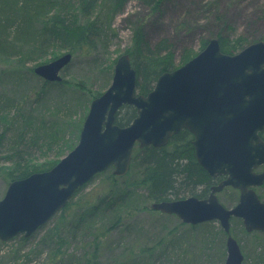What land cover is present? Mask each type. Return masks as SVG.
<instances>
[{
	"label": "water",
	"instance_id": "obj_1",
	"mask_svg": "<svg viewBox=\"0 0 264 264\" xmlns=\"http://www.w3.org/2000/svg\"><path fill=\"white\" fill-rule=\"evenodd\" d=\"M71 58L66 53L33 72L46 82H60ZM124 106L134 108L136 116L120 127L115 121ZM181 130L194 136L197 163L211 177L227 178L207 199L154 202L150 209L186 225L218 221L226 234L224 264H242L240 246L230 235V217L242 219L247 233L264 232V202L251 189L264 181V173H253L264 164V142L259 138L264 130L263 41L229 55L221 51L218 39H210L185 64L159 76L145 96L136 92L129 55H120L110 85L89 104L75 147L50 170L9 183L0 200V242L30 237L94 176L108 168L116 177L125 176L136 145L164 147ZM226 186L240 191L232 209L216 198Z\"/></svg>",
	"mask_w": 264,
	"mask_h": 264
},
{
	"label": "trees",
	"instance_id": "obj_2",
	"mask_svg": "<svg viewBox=\"0 0 264 264\" xmlns=\"http://www.w3.org/2000/svg\"><path fill=\"white\" fill-rule=\"evenodd\" d=\"M129 1L0 0V47L9 48L12 46V42H21L35 50L43 45L50 47L59 45L65 48L72 57L83 49L87 52L95 51V42L100 38L102 26L106 22L110 27L113 19L123 12ZM139 1L154 11H158L164 2V0ZM43 18L46 19L43 21ZM226 29L231 30L232 28L225 24V28H222L214 36L218 39L220 49L225 54H236L245 45L264 40V37L255 38L254 34L250 33L251 35L241 34L235 41H230L223 34V30ZM29 31L30 35H26V38L31 36L30 41L18 38L22 33L27 34ZM12 34L17 37H12ZM207 42L208 40L202 44L200 51ZM135 43L140 51L136 49L128 51L126 54L129 55L132 68L136 73V92L138 95L145 96L152 91L159 76L163 73L172 72L178 67L170 60L162 59V55L170 51L166 41L153 48L145 39L142 29H139L136 32ZM190 59L183 61L180 66ZM29 75L36 77L33 69L29 70ZM39 79L43 88L57 86L61 89L84 92L83 85H71L63 79L53 83ZM110 81L111 78L109 77L106 82L107 88ZM102 93L85 100L86 109L90 101ZM25 99L29 100V97H25ZM62 100L56 104L55 111L63 112V116H57V119L58 128L61 127L63 132L62 143L65 144L61 149H64H58V160L38 165L29 161L28 146L32 144L31 147L38 148V143L39 149L43 147L46 150L53 149L55 143L60 141L57 127L43 125L44 134L39 136H29L27 131H22L15 138H13V134L9 138V128L18 123L16 121L17 115L10 117L15 100L6 96L0 97V160L11 167L6 174L8 185L10 182L23 179L32 173L50 170L75 147L81 129L80 124L73 132L74 140L67 141L65 137L70 132L69 127L72 126L70 123L72 113L70 112L78 109L77 102L80 104V100L77 102ZM34 101L35 103L43 101V96L37 95ZM135 116L134 108L124 106L118 112L115 122L118 126L125 127L132 122ZM56 135H58V139H55ZM192 140V135L187 130H181L164 147L147 146L140 149L135 146L130 168L125 176L116 177L112 172L108 173L107 169L96 177L107 173L106 182L108 185L96 187L85 195L82 194L83 196L81 195L82 190L88 184L89 186L94 184L96 178L93 177L81 187L55 216L56 228L53 229V234L57 236V239L53 242L54 246L46 253L44 264H195V262L189 261L190 258L186 254L183 255L182 259L179 258L180 254L177 255V258L175 255L170 256V250L175 248L173 245L174 229L169 232L168 236L162 237L151 245L136 244L128 247L120 246L117 242L118 246L113 247L114 244H110L108 241V237L111 235H129L135 228L139 211L133 206L132 199L138 195L133 186L131 191L120 190V183L124 184L131 175L137 177L138 182L135 184H138L137 186L144 191L145 195L142 196L145 203L178 200L192 196L201 198L206 194L211 179L196 163ZM147 208L144 207L143 209L146 210ZM159 215L163 218L170 216L161 213ZM178 225L189 226L190 229H194L196 226L186 225L181 221ZM222 234L224 235L223 232ZM21 241L26 242L27 238L21 236ZM75 241L83 244V251L80 254L74 251L73 255H67L63 249ZM107 249L114 251L112 258L111 251L106 257L107 252L105 251Z\"/></svg>",
	"mask_w": 264,
	"mask_h": 264
},
{
	"label": "rangeland",
	"instance_id": "obj_3",
	"mask_svg": "<svg viewBox=\"0 0 264 264\" xmlns=\"http://www.w3.org/2000/svg\"><path fill=\"white\" fill-rule=\"evenodd\" d=\"M107 24L105 22L102 26L100 38L95 42V51L87 52L83 49L74 54L70 63L61 72L64 81L71 85H83L84 92L77 89L79 92L73 89H61L57 86L43 88L39 77L29 75L30 69L66 54L65 48L59 45L51 47L43 45L35 50L21 42H12L9 48L0 47V97L6 96L15 100L10 117L17 115L16 121H18L10 125L8 137L13 134L15 138L22 131H27L29 136H39L44 134L43 125L56 126L60 135V141L56 142L51 150H46L44 147L39 149L38 143V148L31 147L30 144L27 151L30 162L43 165L59 159L58 149L63 150L64 148H61L65 144L62 143L63 132L61 127L58 128L57 119V116H63V112L55 111L56 104L62 99V101L76 102L80 100V104L83 103L80 105L77 102L78 109L70 112L72 126L69 127L70 132L65 140L72 141L73 132L79 124L82 127L88 113L89 105L86 109L84 101L106 90L107 79L109 77L112 79L114 64L120 55L136 49L140 51L135 43L136 32L139 29H142L145 39L153 48L166 41L170 51L165 53L167 55L163 54L162 59L166 58L179 67L183 61L199 53L202 44L215 38L214 36L225 28V24L232 28L223 30V34L230 41H235L241 34H254L255 38H263L264 0H164L158 11L145 7L139 0H130L123 12L113 19L111 26L108 27ZM26 35H30V31L27 34L22 33L18 38L30 41L31 36L26 38ZM37 95L43 96V101L35 103ZM25 97H29V100ZM58 135L55 139H58ZM0 165L1 200L8 187L6 174L11 167L1 160ZM107 172L113 173V168H109ZM106 174L94 176L96 182L90 186L88 184L81 195L96 187L108 185ZM137 182V177L131 175L124 184L120 183L121 191H131L133 186L138 195L132 199L133 206L139 211V216L135 228L129 235L115 234L108 237L110 244H114L113 247H116L117 242L120 246L128 247L136 244L151 245L168 236L174 229L175 248L170 250L171 257L175 255L177 258L180 254L179 258L182 259L186 254L190 258L189 261L195 264H224L226 235L218 221L202 223L196 225L194 229H190L189 226H179L178 218L175 216L163 218L150 209L151 203L143 202L142 195L145 194L137 186L138 184H135ZM258 193L264 198V186L258 190ZM221 197L225 205L232 204L229 201L231 199ZM144 207L148 208L145 210ZM54 228H56L55 217L28 237L26 242L21 241V236L0 242V264H44L46 253L54 246L53 242L57 239L53 234ZM231 235L242 251L244 257L242 264H264V233H247L239 222L233 221ZM83 249V244L75 241L63 251L67 255H73L74 251L80 254ZM110 251L112 258L114 256L112 249H107L105 255L108 257Z\"/></svg>",
	"mask_w": 264,
	"mask_h": 264
},
{
	"label": "flooded vegetation",
	"instance_id": "obj_4",
	"mask_svg": "<svg viewBox=\"0 0 264 264\" xmlns=\"http://www.w3.org/2000/svg\"><path fill=\"white\" fill-rule=\"evenodd\" d=\"M189 132V131H188ZM190 133V132H189ZM191 134V133H190ZM192 135V134H191ZM192 138L194 140V136L192 135ZM259 138L261 141L264 142V130L262 132L259 133ZM193 140H192V145H193ZM194 148V147H193ZM195 158V156H194ZM196 160V159H195ZM197 163V161H196ZM198 164V163H197ZM199 165V164H198ZM200 166V165H199ZM201 167V166H200ZM202 168V167H201ZM203 169V168H202ZM204 170V169H203ZM205 171V170H204ZM207 177L209 179H211V183L209 184L208 190L206 191V194L204 196H202L201 198L197 197L198 199L204 200L207 199L210 194L212 193V188L218 186L221 182L225 181V179L227 178L226 175H221V176H215V177H211L206 171H205ZM253 173H255L256 175L262 174L264 173V164L259 165L258 167L253 169ZM264 186V181L262 182L261 185L255 186L253 188H251L255 194L257 195L258 199L261 202H264V198L258 193V190H260L262 187ZM221 196H225L229 200L232 204H228L225 205L224 203H222V197ZM234 198H232V197ZM216 198L218 200V202L224 206L227 209H232L233 207H235L238 202H239V198H240V191L238 189L232 188L230 186H226L224 187L220 192L216 193ZM233 221L239 222L242 227H243V223H242V219L240 218H236V217H230L229 220V224H230V232L232 229V223ZM244 228V227H243ZM255 233H264V232H260V231H254ZM253 233V232H251Z\"/></svg>",
	"mask_w": 264,
	"mask_h": 264
}]
</instances>
